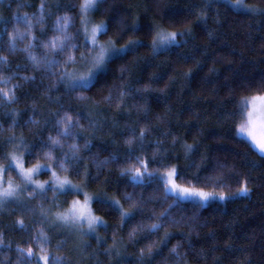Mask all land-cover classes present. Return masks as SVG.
Wrapping results in <instances>:
<instances>
[{"label":"snow or ice","instance_id":"1","mask_svg":"<svg viewBox=\"0 0 264 264\" xmlns=\"http://www.w3.org/2000/svg\"><path fill=\"white\" fill-rule=\"evenodd\" d=\"M108 2L79 0L78 4L63 5V11L73 12L74 16L57 14L50 39L45 31L47 19L44 10L48 8L51 15V5H46L44 0L39 4V16L28 13L23 17L14 13L10 17L0 16L3 25L0 33L8 37L7 47L14 50L17 38L28 41L21 51L31 62L32 71H39L42 79L49 81L42 94L58 105L45 117L34 101L31 114L21 126L18 119L20 111L9 107L18 102L13 89L20 85L9 88L12 77L0 76V106L7 109L3 116L8 118L7 128L0 122V213L21 210L14 228L29 233L24 247L17 243L15 264H80L78 260L73 261L72 254L95 256V249L88 251L92 248L91 237L95 236L99 247L102 237L98 230L103 228L106 234L110 220L115 224L113 239L103 252L109 258L108 264L113 260L122 264L119 259L123 254L121 247L126 251L127 246L123 245V237L118 234L122 226L137 215L140 221L127 231L128 242L133 246L141 238L147 242L133 253L135 264H152L157 253L170 243L173 230L180 232L181 239L167 249L168 256L163 258L166 264H189V255L182 249L194 253L198 260L207 264L209 254L219 249L215 230L201 218V209L214 201L222 204L248 196L250 180L247 174L238 171L234 161L218 156L213 158L209 173L201 177V170L209 165V156L200 150V133L192 137L191 143L183 136L169 132L150 139L156 125L150 118L148 95L154 90L153 85L160 82L161 76L159 72H153L141 81L134 75L136 65L144 59L139 55L145 41L137 30L138 20L135 15L131 16L130 23L125 19L106 17L104 13L112 11L111 7H105ZM223 4L234 12L252 17L264 16V0H223ZM214 5L219 8V0H201V4L194 6L188 15L206 24L208 10ZM21 6L16 4L17 9ZM127 7L132 8V5ZM56 8L61 10V5L57 3ZM97 14L101 18L93 19ZM76 16L78 25L75 31L70 32ZM216 16H219V11ZM17 23L25 26L24 32L16 26ZM168 23L180 30L168 31L161 22L154 20L146 34L150 36L147 43L150 58L167 57L175 48H186L188 38L193 36L191 22L169 20ZM35 24H39L41 29L38 34L33 31ZM207 35L212 39L213 32L209 31ZM36 48H42L43 54L37 55L33 51ZM7 62V57L0 56V64L7 65ZM189 62L198 67L202 60L195 55L176 54L177 67L186 66ZM217 62H212L209 73L217 71L214 67ZM193 71L194 67H189L187 71L177 73L174 68L173 74L168 76L166 88L173 87L177 80L181 81L182 87L189 86ZM22 79L35 80L36 76H23ZM206 79L202 78V81ZM235 90L246 94L235 102V111L224 113L225 119L232 122V137L236 142L242 140L250 152L264 161V77L256 82L241 81L236 89L228 88L229 95ZM63 98L69 101L67 106L60 103ZM73 105L75 111H72ZM132 108L138 115L136 124L128 123L129 131L122 137L125 148L123 160L113 152L103 161L93 160V166H110L111 162L118 168V179L127 181L125 187L140 188L141 191L135 196L131 193L118 196L115 192L110 195L100 187L103 182L99 176L91 177L84 161L97 155L92 152V147L97 132L104 126L102 109L128 113L130 119ZM189 115L199 120L198 116ZM109 118L112 127L119 126L115 115ZM49 124L52 128L47 130L46 139H42L45 126ZM137 125H140L139 131ZM25 126L31 139L24 135ZM169 135L170 147L164 143ZM112 142L115 143L114 140ZM233 180L238 185L235 191L231 190ZM93 185L96 188L90 191ZM145 186L151 188V195L147 198ZM185 204L191 207L190 215L185 214L181 207ZM37 214L35 224L39 231L32 232L23 216ZM204 228L210 229L207 233L210 246L193 249V233L199 235ZM53 233L63 235L56 238ZM4 247L10 248L11 244L5 243L4 232L0 230V249ZM232 247L231 241L225 242V249L230 251ZM212 264H220V257L213 256ZM236 264H250L246 253L237 259Z\"/></svg>","mask_w":264,"mask_h":264},{"label":"trees","instance_id":"2","mask_svg":"<svg viewBox=\"0 0 264 264\" xmlns=\"http://www.w3.org/2000/svg\"><path fill=\"white\" fill-rule=\"evenodd\" d=\"M41 0H2L0 1V16L10 17L11 14H17L23 17L25 13L30 16L40 15L39 4ZM46 5H51L52 14H48V8H45L44 15L47 23L45 31L50 39L53 35V21L56 15L74 16L73 12L65 13L63 5L78 4L79 0H44ZM249 2H258V0H249ZM22 6L17 9L16 4ZM61 5V10H57L56 4ZM131 4L132 8L127 6ZM201 0H109L108 5L111 12H105L104 15L109 18L125 19L126 23L131 22V16L135 15L138 20L137 30L140 32L145 44L140 47L139 55L143 57L135 67L134 75L141 81H145L153 72H159L161 80L153 85V89L148 95V103L151 109L150 118L156 125L150 139L158 138L162 133L169 132L171 135L183 136L188 142H192V137L200 133V150L206 151L209 156V165L202 169L200 176H206L211 169V162L214 157L227 158L234 161L238 166V171L247 174L250 183L251 192L246 197H237L225 203L214 202L201 209V218L211 225L215 230L216 242L218 249L208 256L207 264H212V257H220V264H236L239 257L245 255L250 264H264V161H261L256 154L250 152L244 146V142H236L233 137L232 122L225 119L224 113L235 111V102L239 100L241 95L246 93L239 90L233 91L231 95L228 88L236 89L241 81H259L264 77V16L256 15L254 17L234 12L224 6L219 1V8L213 6L208 10L207 23L195 21V17H189L190 10L200 5ZM219 11V16H216ZM101 18L98 14L93 19ZM161 22L163 28L168 31H179V27H174L168 23L169 20L178 22H191L193 28V36L188 38L186 48H175L167 57L161 55L156 58H150L147 51V43L150 36L146 35L152 26L153 21ZM218 21V22H217ZM79 18L75 17L70 32L75 31ZM0 23V27H2ZM17 27L21 32L25 31L22 23H17ZM12 30V24H9V31ZM34 33L41 31L39 24H35ZM213 32L212 39L208 38V32ZM127 38V37H125ZM8 37L0 33V56L7 57V65L0 64V76H11L12 80L8 84L9 88L13 85H20L19 88L13 90L18 97V102L10 105L12 109L20 111L19 122L23 126L24 120L31 114L33 102L35 101L45 117L50 115V109L55 110L58 105L50 100L49 96L43 95L42 90L47 86L49 81L42 79L39 71L33 72L31 62L27 55L21 50L27 44L26 39L17 38L14 50L7 47ZM191 49V52H188ZM37 55L43 54L42 48L33 50ZM191 57L195 55L197 59H201L202 63L196 67L191 62L186 66H176V54ZM213 61H218L214 67L217 69L214 73H209V68L213 67ZM156 65H159L157 68ZM189 67H194V71L189 77V86L182 87L181 81L177 80L175 85L166 88L165 84L168 76L173 74V69L177 73L187 71ZM36 76L35 80L24 81L23 76ZM207 78L202 81V78ZM227 78V79H226ZM142 86V85H141ZM166 91L167 96L161 91ZM195 97V98H194ZM61 104L67 106L69 101L63 98ZM73 105L72 111H75ZM7 111L6 108L0 106V122L4 123L7 128L8 118L3 116ZM104 116V126L102 130L96 134L93 140L92 152L97 153L95 157L89 156L84 162L87 163L91 177L93 179L99 176V180L103 183L100 187H104V191L110 195L115 192L118 196L125 193H131L134 196L141 189L125 187L126 180L118 179V168L115 165H101L99 168L93 166V160L103 161L113 152L116 153L119 160H123L125 148L122 137L129 131L127 124H136L137 110L132 108L131 118L128 113H115L107 109H102ZM199 117V120L193 119L189 114ZM116 116L118 127H112L110 116ZM157 116L160 119H157ZM179 117V119H177ZM137 125V131H139ZM52 128V124L45 126L44 136L46 139L47 130ZM24 135L29 136V129L23 128ZM8 133H5L7 135ZM20 134V128L17 129V135ZM55 135V132L52 133ZM171 135L164 141L165 146H171L169 141ZM223 139H218V138ZM115 141L113 143L112 141ZM70 142V141H69ZM37 145L39 141L36 142ZM178 147V146H177ZM150 154V153H149ZM187 174V172L185 173ZM43 178V177H42ZM107 178V179H105ZM243 178V177H241ZM232 191L238 186L233 180ZM107 185L106 187L104 185ZM96 185L90 191L95 190ZM145 197L151 195L150 186H145ZM51 193H49V196ZM34 203V202H33ZM185 214H191V207L187 204L181 205ZM21 210H15L13 213H0V230L4 232L5 243L11 244V247L0 249V262L3 264H15L17 259L16 246L20 243L21 247L25 246L27 240V232H20L14 228V222L20 217ZM99 215L100 212H97ZM37 216L25 215L23 219L32 232H38L39 228L35 224ZM140 221L139 215L128 224L122 226V231L118 234L123 237V245L127 246V250L121 247L122 256L119 258L122 264H135L133 253L137 252L139 247L147 241L144 238L139 239L135 246L128 242L127 231L132 224ZM115 224L110 220L107 233L103 228L98 230L102 237L100 246L96 245L95 236L91 237L92 248L96 251L95 256H88L86 253L81 257L79 254L73 253V261H80V264H108L109 258L103 252V248H107L112 243L113 230ZM186 230V229H185ZM209 228H204L199 235L193 233L192 247L200 249L209 247L211 244L207 233ZM59 238L63 233H53ZM181 239L180 232L173 230V237L167 247L161 249L157 253L152 264H166L164 257L168 256L167 249ZM107 241V243H105ZM231 241L233 247L229 251L224 248L225 242ZM53 239L52 243L55 244ZM182 251L188 253L189 264H205L203 260H198L194 253L188 252L187 249ZM68 253V249H65ZM59 254V253H56ZM112 264H116L113 260Z\"/></svg>","mask_w":264,"mask_h":264},{"label":"rangeland","instance_id":"3","mask_svg":"<svg viewBox=\"0 0 264 264\" xmlns=\"http://www.w3.org/2000/svg\"><path fill=\"white\" fill-rule=\"evenodd\" d=\"M0 1H2V0H0ZM219 1L223 2V0H219ZM92 18H93V17H92ZM214 202H215V201H214ZM214 202H211V203H214ZM211 203H210V204H211Z\"/></svg>","mask_w":264,"mask_h":264}]
</instances>
